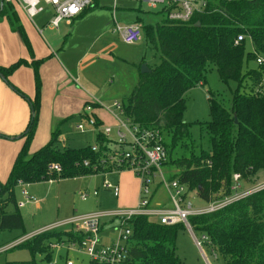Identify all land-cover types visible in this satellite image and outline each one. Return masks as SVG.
<instances>
[{
	"label": "trees",
	"instance_id": "trees-1",
	"mask_svg": "<svg viewBox=\"0 0 264 264\" xmlns=\"http://www.w3.org/2000/svg\"><path fill=\"white\" fill-rule=\"evenodd\" d=\"M215 2L219 11L198 14L188 23L163 21L147 25L138 20L147 39L161 53V63L149 72L140 71L138 84L127 103H123L126 115L143 128H160L172 133L173 143L169 146L166 142L170 156L176 140L188 136L194 125L199 126L200 138H207L209 148H202L198 153L192 150L189 156L172 160L180 170L172 178L178 177L188 184L206 202L227 195L235 173L249 180L264 171V67L249 68L251 61H256L258 56L264 57V0ZM0 18H5L11 29L19 33L34 58L31 41L12 3L0 0ZM240 33L250 37L253 51H248L247 39L235 45ZM43 62L44 59H36L30 63L20 58L9 66L0 65L1 78L18 93L22 94L10 76L19 67L32 66L36 83V95L30 104L31 119L26 132L21 135L25 142L8 179L0 181V229L25 230L16 189L21 183L47 181L50 164L62 166V178L91 175L107 169L102 163L108 149L107 144H103L107 138L102 132L96 135L98 151L91 146L61 149L60 126L52 131L48 143L33 149L40 118L42 83L39 69ZM210 63L216 64L224 82L235 81L238 84L233 91L232 111L210 94L212 120L184 122L187 109L185 95L197 85L207 83L206 71ZM248 84L251 85L249 92ZM257 88L262 92H255ZM94 106L99 104L95 102ZM10 205L14 206L11 212L7 210ZM189 222L194 231L205 234L206 245L211 244L221 255L230 257V264H264V189L216 212L190 216ZM129 227L133 228V234L128 263L185 264L176 253L178 230L185 228V224L165 225L140 215L129 222ZM88 235L83 231L63 229L43 231L11 248L29 250L32 259L9 260L6 264H39L37 255L51 260L55 244L65 238L81 244Z\"/></svg>",
	"mask_w": 264,
	"mask_h": 264
},
{
	"label": "rangeland",
	"instance_id": "rangeland-1",
	"mask_svg": "<svg viewBox=\"0 0 264 264\" xmlns=\"http://www.w3.org/2000/svg\"><path fill=\"white\" fill-rule=\"evenodd\" d=\"M112 4L113 0H101V6L90 9L82 17L76 19L73 25H66V22L63 21L59 28L62 29L60 32L50 29H46L43 34L38 32V36L42 38V42L47 48H49V44L46 40H50L51 45L55 42L58 44V46H52L54 52L47 58H58L56 62L59 68L56 65L54 67L46 66L42 70V76L40 75L41 83L43 82L41 91L44 89L42 92L45 94L44 114L41 120L40 133L39 131L36 132L33 140V148L36 145H44L42 144L43 139L49 135L45 144L48 143L52 134L50 129L53 131L58 126L63 132L61 136L66 135V140L59 143L61 149H64V147L83 148L94 145L97 132L92 130L81 132L76 128L81 114L79 109L82 110L86 102L96 100L104 106H110L114 101L127 103V98L139 82L142 65L147 64L151 69L161 63V53L154 48L145 34L143 39L134 44H127L123 41L121 33L115 31L116 27L111 10ZM139 8H142V11L139 12ZM16 9L22 17H26V12L22 7ZM52 14V6H46L45 12L36 16L35 19L36 21H41L44 18L47 20V18H51ZM117 17L122 26L138 20L142 24L156 25L161 23L163 19L158 10H152L146 6L141 7L139 4L130 1L119 2ZM3 19L0 18V26L4 22ZM247 41L248 51H253L250 37L247 38ZM262 67L264 65H260L257 59L249 63V68L259 69ZM206 78V84H199L186 93L187 109L184 114V122H209L212 120L208 98L210 94H214L217 100L232 111L233 91L238 88V84L235 81L224 82L220 78L215 63L209 64ZM57 79L63 83L62 86L57 85ZM67 85L72 86L73 90H66ZM248 85L247 91L249 92L251 85ZM257 89L255 92H257ZM62 90H64L63 93ZM241 90H243L242 87ZM58 97L66 98V100H61L55 105L54 101ZM54 105L56 108L53 111ZM106 108L101 109L98 114L104 118L106 125L115 127L117 120ZM26 129L21 134L26 132ZM159 130L163 133L162 136L165 142L170 146L173 143L172 133H168L165 129L159 128ZM199 134V126L194 125L188 136L176 140L172 156L169 157L164 168L167 177L180 173L172 160L187 157L192 150L198 153L202 148H209L207 138H200ZM9 139L12 138H8L6 141H10ZM110 142L112 143V140L109 141L107 138L103 144L109 146ZM38 147L36 146V148ZM107 150L109 151V149ZM2 160L3 158L0 155V164ZM116 169L118 168L101 169L96 174L77 178H62L60 181L49 182L47 180L28 184L29 192L39 199L40 203L36 205L29 202L20 208L25 230L0 229V264H6V261L9 260L24 261L32 259L29 250L11 249L12 246L10 248V245L22 237L45 229L55 221L70 218L74 214L137 208L140 199L141 177L127 166ZM4 170L3 167L0 168V175L3 174ZM263 173L261 170L259 175L249 179L247 184L251 186L257 183L262 178ZM54 175L52 174L53 177H56ZM104 176H107L111 182L120 185L118 197L102 188ZM98 187H101L98 196L92 194L87 201H84L79 195L80 190L93 192ZM158 195L160 197L156 198V201H163L166 206H172L170 196L164 189L161 188ZM16 197L18 202L23 200L21 187H17ZM188 199L196 207L207 205L206 201L196 193L189 194ZM7 210L13 211L14 206L10 205ZM117 228L116 223L107 222V224L102 225L98 234L100 243L111 244L114 241L116 242L120 232V229ZM61 229L78 231L71 225L63 226ZM194 232L196 237L203 242L202 248L197 245L192 232L187 226L178 230L176 253L185 264L231 263L229 256L221 255L211 244L206 245L203 232L199 230ZM53 250L51 260L45 259L43 255H37L38 263L65 264L67 258L73 260L74 264H91L92 262L86 252L81 249V244L77 241H70L68 238L55 244Z\"/></svg>",
	"mask_w": 264,
	"mask_h": 264
},
{
	"label": "built area",
	"instance_id": "built-area-1",
	"mask_svg": "<svg viewBox=\"0 0 264 264\" xmlns=\"http://www.w3.org/2000/svg\"><path fill=\"white\" fill-rule=\"evenodd\" d=\"M12 3L15 8L22 7L30 20H34L36 16L45 12L46 6H52L53 14L48 22V26L60 28L63 21L71 22L84 13L88 8L101 6V0H5ZM130 1L139 4L141 7L146 6L149 9H156L162 15V22L172 24H183L193 21L198 15L206 12L219 11L215 0H113L112 14L115 23V31L121 33L122 39L127 44H134L143 39L144 32L142 24L138 21L122 26L117 17L119 2ZM231 1V0H227ZM248 36L240 33L235 39V45L240 44ZM257 62L264 65V57L258 56ZM257 92H262L258 88ZM99 106H94V103ZM115 116L117 122L115 127L100 123L96 110L104 108ZM82 115L85 119L78 122L76 128L81 132L88 130L102 132L110 142L107 152L104 154L102 163L108 168H121L127 166L134 170L141 177L140 199L137 208L130 210H113L105 212H92L82 215H74L65 220L56 222L43 231L62 228L71 225L88 233L81 243V249L86 252L95 264H127L130 257L131 236L133 228L129 227V222L136 216L145 215L151 220L165 225H174L183 223L192 232L196 243L202 248L203 242L195 235L189 217L193 215H201L216 212L223 209L229 204L238 201L254 192L264 189V173L257 183L249 186L248 179L243 178L240 173L233 175L230 192L212 201L206 202L207 205L196 207L192 201L188 199L189 194L196 193L191 190L188 184L180 181L178 177H167L164 168L170 157L169 146L163 139V133L159 128H143L139 123L126 115L123 102L114 101L110 106L102 105L98 100L90 101L84 106ZM100 123V124H98ZM66 135L59 138L60 142L66 140ZM93 150L98 151L99 145L95 143L91 146ZM89 165V162L85 163ZM118 170V169H116ZM115 170V172H116ZM264 172V171H263ZM56 173L54 178L52 174ZM62 166L58 163L49 165V182L62 179ZM22 194L24 200L18 202V206L22 207L26 202L40 203L34 195L30 194L25 185ZM103 187L112 190L115 196H119L120 187L109 180H104ZM164 189L172 206H166L163 201H156L159 198L158 191ZM98 193L97 190L94 192ZM88 193L82 192L81 198L86 200ZM155 200V201H154ZM116 223L117 229H120L119 237L116 242L111 244H101L98 234L102 225ZM42 231V232H43ZM33 236V235H32ZM31 235L20 238L14 244L15 246L29 238ZM203 239L207 237L204 235ZM66 264H74L73 260H68Z\"/></svg>",
	"mask_w": 264,
	"mask_h": 264
},
{
	"label": "crops",
	"instance_id": "crops-1",
	"mask_svg": "<svg viewBox=\"0 0 264 264\" xmlns=\"http://www.w3.org/2000/svg\"><path fill=\"white\" fill-rule=\"evenodd\" d=\"M18 14H19V12H18ZM19 16H20L21 22H22V24H23V26H24L27 34H28V37L31 41V44H32V47L34 50V58L29 54V51H28L27 47L25 46L23 40L21 39V36L19 35V33L13 31L9 25V22L4 18L3 19L4 22H2V24L0 26V65L9 66L12 63L16 62L17 60H19L20 58H24L27 61H29L30 63L35 59H40V60L44 59V62L41 64L40 69H39L40 75L42 74L43 68L46 66H51V67L53 66L54 67V65H56L59 68V66L56 62V59H58V58H56V57L47 58V57H49V55L51 53L54 52V51H52L54 49V47L52 48V46H58V44L55 42V44L51 45L50 44L51 42H49L50 40H46L49 44V48H47L45 46V44L42 42L43 41L42 38H40L38 36V32L43 34L46 29H50L53 31L56 30V31L60 32L62 29L60 30L59 28H53V27L48 26V22L50 20L48 18H47V20H45V18H44L41 21H36L35 18H34V20H30L29 17L27 16V14L25 15L26 17H24V16L22 17L20 14H19ZM80 17H82V16H78L77 18H75L71 22V24H68V22H66V25H70V26L73 25L75 20L80 18ZM52 38L54 39V37H52ZM10 80L14 84V86H16L19 89V91L22 94L18 93L16 90H14L12 87H10L0 76V133H1V136H8V137L12 138V139H9L10 141H8V140L6 141V139H8L6 137L0 138V155L3 158V160L1 161V164H0V168L3 167L5 169L3 174L0 175V181L1 182H5L8 179V176H9L10 170L13 166V163L15 161V158H16L17 154L19 153V151L21 150V148L25 142V138L21 137V135H22L21 132H23L28 127V124H29L30 119H31V114H32V109H31L30 104L32 101H34V98L36 95L35 72L31 66L19 67L10 76ZM58 80L59 79L56 80L57 85L62 86L63 83H61V81L59 82ZM42 86H43V82H42ZM65 89L66 90H73V87L67 85V87ZM43 90L44 89H42V91ZM64 90H62V93ZM42 91H41V109H40V113H39L40 114L39 127L37 130V133H38V131L40 133L41 120H42V117L44 114L43 102L45 101V94ZM61 100H66V98L58 97L54 101L55 105L57 103H59ZM55 105H54V109H52L53 111L56 108ZM83 109L82 110L79 109V111H81L80 112L81 114L79 116L80 117L79 122L82 121L83 119H85V116L82 115ZM101 109L102 108L97 109L96 114L98 115V119L100 120V123L105 125L104 118L102 116H100V114H98ZM51 132L52 131L50 129V133ZM19 134H21V135H19ZM62 134H63V132H62ZM48 136L43 139L42 144H45V142L48 139ZM16 140H18V141H16ZM13 141H16V142H13ZM36 146L41 147V145H36ZM36 146H35V148H33L34 150L39 148V147L36 148ZM106 179L109 180V178L107 176L104 178V180H106ZM104 180H103V182H104ZM57 181H60V180H57ZM112 183H114V182H112ZM114 184H118V183H114ZM18 187H21L23 189L22 185H19ZM27 187H29L28 184L25 185V189L28 190ZM119 187H120V185H119ZM100 188L101 187L94 189L93 192H90L89 190H86V191L80 190L79 195L81 197L82 192L88 193L89 194L88 198L86 200H84V201H87L90 198V196H92V194H93V196H98ZM102 188H104L103 183H102ZM95 190L98 191L97 194L94 193ZM105 190L113 193L112 190H109V189H105ZM23 200H24V196H23ZM23 200H20L19 202H21ZM27 203H29V202H26L25 205ZM36 205H39V204H36ZM24 206H22V207H24ZM74 215H82V214H74ZM65 219H67V218H65ZM65 219H61V220H65ZM61 220L55 221L52 224L59 222ZM52 224H50V225H52ZM58 229H61V228H58ZM43 230L44 229H41V230H39L35 233H32L30 235L31 236L36 235L38 233H41ZM101 244H105V243L102 242ZM68 260H71V259L67 258L66 263Z\"/></svg>",
	"mask_w": 264,
	"mask_h": 264
},
{
	"label": "water",
	"instance_id": "water-1",
	"mask_svg": "<svg viewBox=\"0 0 264 264\" xmlns=\"http://www.w3.org/2000/svg\"><path fill=\"white\" fill-rule=\"evenodd\" d=\"M150 71V68L148 67L147 64H143L142 67H141V72L142 73H146V72H149Z\"/></svg>",
	"mask_w": 264,
	"mask_h": 264
}]
</instances>
